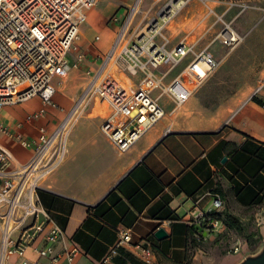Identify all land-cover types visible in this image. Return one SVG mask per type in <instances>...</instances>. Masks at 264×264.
<instances>
[{
    "label": "crops",
    "instance_id": "obj_1",
    "mask_svg": "<svg viewBox=\"0 0 264 264\" xmlns=\"http://www.w3.org/2000/svg\"><path fill=\"white\" fill-rule=\"evenodd\" d=\"M115 3L123 8L121 22L129 11L125 7H134L136 0ZM252 57L258 62L254 69L237 74L219 69L179 105L162 96L163 118L124 153L100 131L105 109L98 100L58 107L59 102L43 106L32 98L1 109L0 148L11 156L8 172L17 171L32 154L18 146L16 135L32 141L39 127L70 119L63 158L38 181L34 193L46 216L39 214L38 221L49 220L48 227L62 232L51 255L39 260L98 264L124 230L131 241L108 264H145L146 249L152 253L151 264H237L241 253L256 250L247 239L251 237L252 245L259 238L264 242V104L253 101L264 103V49ZM32 101L44 114L27 122L37 113L27 111ZM215 195L223 202L224 221L225 213L238 227L226 222L216 233L198 231L203 239L196 242L189 212L196 199L204 212H211ZM158 229L165 239L155 237ZM44 234L26 248L29 261L38 260L36 250L44 246ZM1 240L0 234V264H19L16 256H1ZM236 243L241 253H232Z\"/></svg>",
    "mask_w": 264,
    "mask_h": 264
},
{
    "label": "built area",
    "instance_id": "obj_2",
    "mask_svg": "<svg viewBox=\"0 0 264 264\" xmlns=\"http://www.w3.org/2000/svg\"><path fill=\"white\" fill-rule=\"evenodd\" d=\"M166 1L157 18L136 30L134 37L130 25L136 7L129 9L119 21L106 55L96 61L93 71L84 73L87 78L85 98L98 100L104 106L100 131L120 153L128 151L163 118L164 111L159 104L162 96H168L176 105L183 103L219 66L212 54L206 50L195 52L185 40L168 47L169 41L162 33L184 5V0ZM96 2L0 0V110L32 98L39 99L43 106L52 105L57 92L55 81L78 68L80 58L70 64L67 57L86 20V12ZM158 38L162 41L157 42ZM219 38L221 45L229 49L240 40L230 29L223 30ZM179 67L176 75L164 85L166 77ZM134 79L138 83L135 84ZM43 114L41 109L28 117L27 122L38 120ZM69 120L67 117L56 126L39 127L32 141L16 135L18 146L32 152L28 162L17 171H7L11 156L0 148L1 256H16L19 264H44L39 259L49 257L53 245L62 238L58 228L48 227L49 220L38 221V215L43 212L34 193L38 181L63 158ZM199 202L200 199L194 200L189 212L190 224L208 233L222 230L223 223L210 217L220 214L221 198L214 196L213 210L208 213L200 208ZM43 233L44 246L36 250L38 260L29 261L24 252ZM195 238L200 240L198 236ZM130 241L128 230L118 232L115 244L98 264L110 263L118 249ZM239 252L240 244L236 243L232 253ZM75 253L68 255V262ZM143 254V262L151 264V251L146 249Z\"/></svg>",
    "mask_w": 264,
    "mask_h": 264
},
{
    "label": "rangeland",
    "instance_id": "obj_3",
    "mask_svg": "<svg viewBox=\"0 0 264 264\" xmlns=\"http://www.w3.org/2000/svg\"><path fill=\"white\" fill-rule=\"evenodd\" d=\"M166 4V0H136L134 7H131L138 9L131 22L130 32L135 28H142L150 19H156L158 12ZM121 9L123 8L117 6L115 0H97L95 6L86 12V20L80 26L78 37L67 57L68 61L76 58L73 63L81 57L82 62L64 79L55 81L57 92L52 104L59 102L58 107L73 105L82 99V103L91 102L89 98H85L87 78L84 73L92 71L94 63L107 53L115 37ZM124 10L127 12L129 9L125 7ZM226 29L234 31L240 38L231 49L223 47L220 43L219 35ZM162 35L168 39V47L178 40H185L195 52L206 50L212 54L219 63L214 72L219 69L224 74L227 70H233L234 73L252 70L258 64L252 55L264 49L261 44L264 42V0H184V5ZM247 37L254 41L244 43ZM161 41L162 38L157 39V42ZM244 57L245 61L242 59ZM86 61L89 62L87 66L84 65ZM179 69L180 67L175 72ZM175 72L166 77L164 85L176 75ZM133 81L138 83L137 79ZM40 107L39 103L32 101L28 104L27 111L37 112ZM245 254L241 253L243 257Z\"/></svg>",
    "mask_w": 264,
    "mask_h": 264
},
{
    "label": "trees",
    "instance_id": "obj_4",
    "mask_svg": "<svg viewBox=\"0 0 264 264\" xmlns=\"http://www.w3.org/2000/svg\"><path fill=\"white\" fill-rule=\"evenodd\" d=\"M253 101H254L256 104H258V105H263V104H264L262 101H259V100L256 99V98H253ZM223 215H224V218H225V220H226V222H227L228 224H230V225H232V226H234V227H238L237 222H236L231 216H229V215H227V214H225V213H224ZM210 217L213 218V219H219V220L223 223V225H225V223H226V222L224 221V219H223L221 213L218 214V215L211 214ZM202 228H203V227H202ZM189 229H190V233L194 235V239L196 240L195 237L198 236V237L200 238V240H199L198 242H201L203 238H202L201 234L198 232L196 226H195L194 224H190ZM196 242H197V240H196ZM247 242H248V246H249L251 249L254 250V249H256V247H258V245H260V244L262 243V239L259 238V239L257 240V242H256V243H258L257 245H256V244H253V245L251 244V237L247 239Z\"/></svg>",
    "mask_w": 264,
    "mask_h": 264
},
{
    "label": "water",
    "instance_id": "obj_5",
    "mask_svg": "<svg viewBox=\"0 0 264 264\" xmlns=\"http://www.w3.org/2000/svg\"><path fill=\"white\" fill-rule=\"evenodd\" d=\"M197 230L201 231L200 229ZM155 237L162 240L166 238V234L161 229H158L155 232ZM237 264H264V242L256 250L246 254Z\"/></svg>",
    "mask_w": 264,
    "mask_h": 264
},
{
    "label": "bare ground",
    "instance_id": "obj_6",
    "mask_svg": "<svg viewBox=\"0 0 264 264\" xmlns=\"http://www.w3.org/2000/svg\"><path fill=\"white\" fill-rule=\"evenodd\" d=\"M83 100V99H82ZM82 100L80 101V103L82 102Z\"/></svg>",
    "mask_w": 264,
    "mask_h": 264
}]
</instances>
